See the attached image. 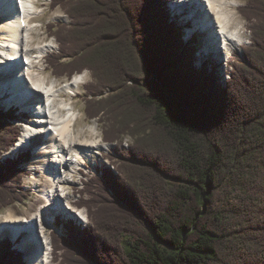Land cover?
I'll return each mask as SVG.
<instances>
[{
  "label": "trees",
  "instance_id": "1",
  "mask_svg": "<svg viewBox=\"0 0 264 264\" xmlns=\"http://www.w3.org/2000/svg\"><path fill=\"white\" fill-rule=\"evenodd\" d=\"M50 2L69 21L48 26L51 72L91 74L86 116L101 118L102 138L116 145L113 169L99 167L79 191L89 224L52 233V261L264 264V0L239 8L250 43L222 81L209 61L195 64L196 36L177 33L166 0ZM18 119L0 106V211L28 196L30 153L1 160L21 134ZM0 264H25L8 238Z\"/></svg>",
  "mask_w": 264,
  "mask_h": 264
},
{
  "label": "bare ground",
  "instance_id": "2",
  "mask_svg": "<svg viewBox=\"0 0 264 264\" xmlns=\"http://www.w3.org/2000/svg\"><path fill=\"white\" fill-rule=\"evenodd\" d=\"M178 2L194 5L191 16L198 17L187 35L191 36L195 29L206 32L201 53L213 51L221 56L224 47L239 44L243 29L232 9L236 6L235 0ZM37 11L36 0H0V99L6 107L19 106L20 111L33 116L32 120L21 123L19 139L6 155L32 149L33 158L27 164L40 170L39 177L25 178V184L34 189L32 201L23 207L10 205L0 213V240H11L22 252L25 264H52L44 223L50 220L51 208L87 218L67 199L69 193L60 188L74 180L73 174L84 165L82 158L92 159L94 150L104 145L95 135L94 126L90 128L93 132L90 140H81L74 134L78 114L66 95L79 90L85 74L57 82L40 71L41 59L54 43L34 42L41 30L35 24L37 20H31ZM170 15L174 16L173 12ZM62 198L68 203H63Z\"/></svg>",
  "mask_w": 264,
  "mask_h": 264
},
{
  "label": "rangeland",
  "instance_id": "3",
  "mask_svg": "<svg viewBox=\"0 0 264 264\" xmlns=\"http://www.w3.org/2000/svg\"><path fill=\"white\" fill-rule=\"evenodd\" d=\"M236 1V6L235 8H232L234 11V15H236V17L238 18L239 22L242 23V34H241V39H239V41H237V45H232L230 47H224L223 48V53L221 54V56H216L214 53V55H211L210 57H206V55H204L203 53H201L200 51L202 50V44L205 41L204 38H206L205 35V31L204 33L200 31V29H195L193 31L199 30L201 32V34L199 36H197V33H195V42H196V46L198 47V52L195 53V64L196 65H200L204 59H207L212 65H214V67L216 68L219 80L222 81V79H228V70H229V65L231 63V60L240 55L241 54V50L245 45H248L250 43V30H249V24L247 23V21L245 20V18L240 14L239 8L243 7L246 5L247 0H235ZM168 2H171L170 4H168ZM166 3L168 5V7L170 6L169 9H167V12L169 13L168 15V22L169 23H174L175 27L177 28V33L180 34V28H184V26L186 25L184 21H186V18H188V15L186 14L185 16H183L182 18H177L176 16H170V12H173L174 14V9H177L178 11L183 12L184 8H186L187 6H184L183 2H178L177 0H166ZM177 3V4H176ZM36 5L38 7V11L36 12L35 16L31 18V20H37V22H35V24L37 23V27L40 28V34H36L35 38H34V42L36 44L38 43H44L47 41H52L54 43L52 49L50 51H48L46 53V55L41 59L42 60V66L40 67L41 70L43 71L44 75L48 77L49 80H55L57 82H63L69 78H66L65 76H56L53 75L51 72V68L48 65V60L47 58L50 57L51 53L57 50V43L54 39V37L50 34V30L48 28L49 24H65L68 23V19L64 13V11L61 9V7H51V2L50 0H36ZM166 5V8H167ZM189 6V5H188ZM189 8H187L188 10ZM201 11V10H199ZM59 15V18H55V15ZM192 17L191 15L189 16V18ZM1 21V18H0ZM186 23H189V21H186ZM185 31V30H184ZM184 41H188L189 36L187 35V32H184ZM200 52V53H199ZM209 52H213V51H209ZM85 74V79L83 84L80 86L79 90L71 95H66V100L68 101L69 99V103H71L72 107L75 109V111L78 114V117L74 123V134L76 133L77 135H79V139H91L93 132L90 130L91 126H94L96 129V136L97 138H99L101 144H103V148L100 149H96L94 150V152L92 153V159H89V157H87L86 159L82 158L84 165L80 166V169L78 170L77 173L73 174V179L71 181V184H66L63 185L60 189L65 190L66 192H68L69 194L67 195V199L73 201L75 207H77L78 209H80L83 214L86 215V220L82 221V219H80V217L78 218L77 216L68 213L69 211H64V210H50L49 216H50V220L48 222H45V235L47 240L50 243V252H51V259H52V246H51V240H50V236L52 233H55L57 236H63L65 233V225L67 222H73L74 224L78 225H83L84 223H88L90 222L88 216H87V212L86 209L81 207L79 208L77 206V200L79 198V191L80 189H82L83 187V181H85V179H90V177L92 175H96L98 169L100 166H106V167H110L113 169L112 166V162L111 160L108 158V155L111 156H115L114 153V148H115V143H111V142H107L102 138V129H105L106 124L103 122L101 118L99 117H93V118H88L86 116V112H85V87L86 85H88L89 83H91L93 81L91 74L88 71H84L83 72ZM74 76V75H73ZM108 89L103 90V92L98 95L97 97H95L96 99L99 98H103L105 97V95L107 94ZM87 98L91 99L92 97L87 95ZM0 106L3 107L4 110L7 109H14L16 114L19 115V119L17 120V124L20 127V130L22 132V122H25L26 120H32L33 116L28 113V112H23L20 111L19 106L16 105H12L9 107H6L5 104L2 102V99H0ZM92 132V133H91ZM123 136V137H122ZM121 137H119V143L121 147L124 148H128V144L132 143L133 140L132 138H130V136L127 135H122ZM81 137V138H80ZM19 139V138H18ZM104 142V143H103ZM108 145V148L106 147V145ZM105 148V149H104ZM11 150V149H9ZM29 152L30 153V157L29 160L27 162H30V160L33 158V150L32 149H28V150H22L21 152ZM8 151H6L2 157L1 160H4L5 158H13V157H17V155H6ZM24 159L28 158L27 154H23L22 155ZM4 158V159H3ZM24 163L22 166H25V169L27 170V174L24 176L23 181H22V185L24 188V191H26L28 193L27 199L23 202H16L14 204H17L21 207L25 206L26 203L31 202L32 199L34 198V189L29 185L25 184V178L26 177H39L40 174V170H35L32 167L28 166V164ZM21 166V165H20ZM24 168V167H23ZM92 174V175H91ZM71 177V175H69ZM64 192V191H63ZM67 199L64 200V198H62L63 203H68ZM13 205V204H12ZM6 208V207H5ZM3 208L0 213L5 209ZM64 217H63V216ZM84 219V218H83ZM66 220V221H65ZM2 240V239H1ZM15 247V246H14ZM21 252V251H20ZM22 253V252H21ZM61 254V252L59 253V255ZM52 264H55V262L52 261Z\"/></svg>",
  "mask_w": 264,
  "mask_h": 264
},
{
  "label": "water",
  "instance_id": "4",
  "mask_svg": "<svg viewBox=\"0 0 264 264\" xmlns=\"http://www.w3.org/2000/svg\"><path fill=\"white\" fill-rule=\"evenodd\" d=\"M15 248V247H14Z\"/></svg>",
  "mask_w": 264,
  "mask_h": 264
}]
</instances>
